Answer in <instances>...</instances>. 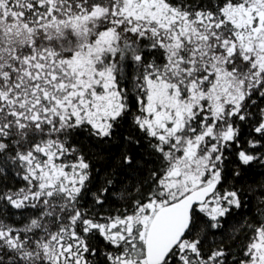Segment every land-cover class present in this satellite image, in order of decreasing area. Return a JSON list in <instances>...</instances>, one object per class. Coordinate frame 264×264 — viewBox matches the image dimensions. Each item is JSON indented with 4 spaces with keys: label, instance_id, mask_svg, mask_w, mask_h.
Returning <instances> with one entry per match:
<instances>
[{
    "label": "snow or ice",
    "instance_id": "snow-or-ice-1",
    "mask_svg": "<svg viewBox=\"0 0 264 264\" xmlns=\"http://www.w3.org/2000/svg\"><path fill=\"white\" fill-rule=\"evenodd\" d=\"M0 264H264V0H0Z\"/></svg>",
    "mask_w": 264,
    "mask_h": 264
}]
</instances>
